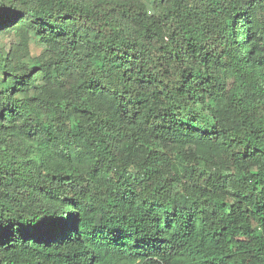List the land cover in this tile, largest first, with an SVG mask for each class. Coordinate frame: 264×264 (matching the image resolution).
I'll use <instances>...</instances> for the list:
<instances>
[{
    "label": "trees",
    "instance_id": "16d2710c",
    "mask_svg": "<svg viewBox=\"0 0 264 264\" xmlns=\"http://www.w3.org/2000/svg\"><path fill=\"white\" fill-rule=\"evenodd\" d=\"M12 30L44 51L0 47V264H264V0H0Z\"/></svg>",
    "mask_w": 264,
    "mask_h": 264
},
{
    "label": "rangeland",
    "instance_id": "374dc122",
    "mask_svg": "<svg viewBox=\"0 0 264 264\" xmlns=\"http://www.w3.org/2000/svg\"><path fill=\"white\" fill-rule=\"evenodd\" d=\"M153 13L154 10L151 4L147 3L146 15L150 16ZM11 46L12 50L17 52L18 56L16 58L21 61H29L30 58L35 57L44 51V45H42L34 36L24 38V36H20L15 30L0 34V47H3L5 51H8ZM43 83V80L37 81V85Z\"/></svg>",
    "mask_w": 264,
    "mask_h": 264
}]
</instances>
